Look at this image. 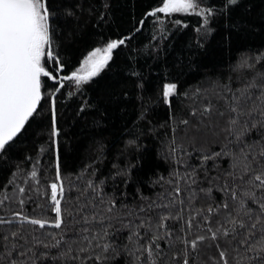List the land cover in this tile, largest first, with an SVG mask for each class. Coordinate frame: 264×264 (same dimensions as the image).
<instances>
[{
	"label": "snow or ice",
	"instance_id": "snow-or-ice-1",
	"mask_svg": "<svg viewBox=\"0 0 264 264\" xmlns=\"http://www.w3.org/2000/svg\"><path fill=\"white\" fill-rule=\"evenodd\" d=\"M139 3L0 0V264H264V0Z\"/></svg>",
	"mask_w": 264,
	"mask_h": 264
},
{
	"label": "trees",
	"instance_id": "trees-1",
	"mask_svg": "<svg viewBox=\"0 0 264 264\" xmlns=\"http://www.w3.org/2000/svg\"><path fill=\"white\" fill-rule=\"evenodd\" d=\"M154 0H140V3L138 5L139 9H142L145 4L148 3H153ZM257 4H259V0H256ZM132 3H136V0H132ZM125 13L127 12V6H125ZM188 19L189 24L187 28H184L179 31V36L177 37V30L176 29H171L172 30V36L167 38L165 41H163V44H168L172 39H177V42L185 39H191L194 38L195 32L194 28L197 23L198 18L194 15H188L187 17L184 16V14L177 13L174 17V19ZM159 27L155 23L154 20L151 18L145 22V28L143 30V34L139 36L136 40L132 41V47L133 48H139L143 49L144 45H147L149 42L150 38V32L154 30V28ZM171 27V24H170ZM260 37L255 38V42L260 41ZM205 59V63L208 65H211L212 63H215L219 56L218 53L215 50V47L213 44H210L208 47L207 52L202 54ZM141 61L143 62V55L141 56ZM151 62V61H149ZM67 87V85H66ZM77 103V99L75 97L72 98V100L69 102L70 104V109L75 107V104ZM157 111L159 113V119H163L165 117V112L162 106L157 107ZM164 129H160V133H163ZM73 136V143L79 145V151L78 152H70V156L67 160L68 166L70 169H74L76 167H79L81 162H87L86 161V156L89 154V143L90 141L87 140L85 136H81L78 132H73L71 133ZM160 139H163V135L160 136ZM43 140H39L38 142L35 143H29L26 146V151L28 153H31L35 155V153L38 151L39 145L43 144ZM148 146L152 149V152L150 153L151 156L156 157V153L160 151V143L158 140L155 139V137L150 138L147 140ZM54 156L55 153L54 151L48 149L45 151V153L41 156L39 163L41 164L42 167V174L44 175H51L53 166H54ZM159 160L160 164V170L164 171V169L167 167V163L161 159L160 157H156ZM63 159V157H62ZM106 167H110V164L108 161H105ZM26 167L30 168V163L26 162ZM10 178V172L9 171H0V185H4L7 183V180ZM33 205H28V210H32ZM126 257L122 253L120 256L116 257L113 261L112 264H124Z\"/></svg>",
	"mask_w": 264,
	"mask_h": 264
}]
</instances>
